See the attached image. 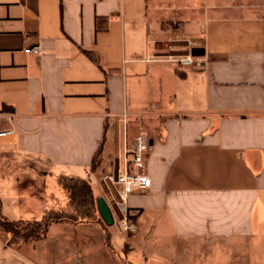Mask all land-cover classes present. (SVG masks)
<instances>
[{
    "label": "crops",
    "instance_id": "0c3cea01",
    "mask_svg": "<svg viewBox=\"0 0 264 264\" xmlns=\"http://www.w3.org/2000/svg\"><path fill=\"white\" fill-rule=\"evenodd\" d=\"M194 47L195 67L149 60ZM125 107L129 140L140 127L152 140L151 187L128 199L135 232L99 178L123 155ZM8 128L2 215L65 206L69 174L92 179L98 219L0 237V264H264V0H0Z\"/></svg>",
    "mask_w": 264,
    "mask_h": 264
},
{
    "label": "built area",
    "instance_id": "2783aa9c",
    "mask_svg": "<svg viewBox=\"0 0 264 264\" xmlns=\"http://www.w3.org/2000/svg\"><path fill=\"white\" fill-rule=\"evenodd\" d=\"M29 54H43L40 46L25 49ZM197 56H193L191 50L186 54L165 56L151 55L149 60L174 61L182 67H195ZM129 111L125 107L121 113L120 120L124 125L123 129V155H119L117 161L113 162L105 170L100 178V183L106 196L112 200L122 213V228L125 232H135L138 229L136 222L132 221L128 213L129 196L136 190H148L152 180L147 174V157L151 151V137L143 127L139 128L137 135L129 140L128 123ZM13 132V129H0V137Z\"/></svg>",
    "mask_w": 264,
    "mask_h": 264
},
{
    "label": "trees",
    "instance_id": "16d2710c",
    "mask_svg": "<svg viewBox=\"0 0 264 264\" xmlns=\"http://www.w3.org/2000/svg\"><path fill=\"white\" fill-rule=\"evenodd\" d=\"M102 151L96 153L92 161V171L96 172L101 164ZM59 183L67 195V203L61 208L48 210L41 219L35 221L7 220L2 215L0 199V237L8 242L39 240L54 221L94 222L98 219L96 198L92 179L73 175H60ZM72 207L78 208L75 211Z\"/></svg>",
    "mask_w": 264,
    "mask_h": 264
},
{
    "label": "water",
    "instance_id": "95a60500",
    "mask_svg": "<svg viewBox=\"0 0 264 264\" xmlns=\"http://www.w3.org/2000/svg\"><path fill=\"white\" fill-rule=\"evenodd\" d=\"M191 53L193 56H200V55H204L205 50L202 47H194V49H192ZM151 144H152V140H151Z\"/></svg>",
    "mask_w": 264,
    "mask_h": 264
},
{
    "label": "rangeland",
    "instance_id": "374dc122",
    "mask_svg": "<svg viewBox=\"0 0 264 264\" xmlns=\"http://www.w3.org/2000/svg\"><path fill=\"white\" fill-rule=\"evenodd\" d=\"M129 129H132V126H130ZM103 168H104V167H99V169H98L97 171L101 173V172L104 171ZM100 173H99V174H100ZM101 174H102V173H101ZM104 193H105V192H104ZM105 195H106V193H105ZM96 196H97V195L95 194V198H96V201H97V197H96ZM72 208H73L75 211H77V209H78V208H76V207H72Z\"/></svg>",
    "mask_w": 264,
    "mask_h": 264
}]
</instances>
